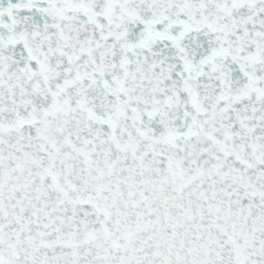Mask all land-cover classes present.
<instances>
[{
    "label": "snow or ice",
    "instance_id": "6c2138e0",
    "mask_svg": "<svg viewBox=\"0 0 264 264\" xmlns=\"http://www.w3.org/2000/svg\"><path fill=\"white\" fill-rule=\"evenodd\" d=\"M0 264H264V0H0Z\"/></svg>",
    "mask_w": 264,
    "mask_h": 264
}]
</instances>
